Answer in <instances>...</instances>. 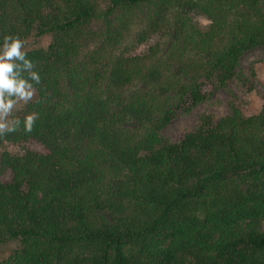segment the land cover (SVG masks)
<instances>
[{"label": "trees", "instance_id": "obj_1", "mask_svg": "<svg viewBox=\"0 0 264 264\" xmlns=\"http://www.w3.org/2000/svg\"><path fill=\"white\" fill-rule=\"evenodd\" d=\"M44 36L0 67V264H264V103L163 135L250 87L264 0H0V56Z\"/></svg>", "mask_w": 264, "mask_h": 264}, {"label": "rangeland", "instance_id": "obj_2", "mask_svg": "<svg viewBox=\"0 0 264 264\" xmlns=\"http://www.w3.org/2000/svg\"><path fill=\"white\" fill-rule=\"evenodd\" d=\"M195 24L206 28L208 19L200 13H192ZM52 38L44 36L39 39L30 40L19 50L12 53H2L0 56V67L4 68L7 59L12 55H17L37 48H47ZM240 71L252 81L249 86L243 85L238 79L229 83V88L219 90L211 101L205 102L196 107L190 114H180L164 130L163 135L174 142L180 141L186 131L195 130L202 115L212 114L217 120L230 114L229 102L238 97L246 102L245 112L247 115L258 114L264 103V47H258L248 52L241 60ZM254 74V78L252 77ZM25 110L23 103H6L2 100L0 92V130L11 126L13 121ZM4 148L12 153H18L16 147L4 144ZM16 242L0 246V260L7 259L12 252L18 249Z\"/></svg>", "mask_w": 264, "mask_h": 264}]
</instances>
